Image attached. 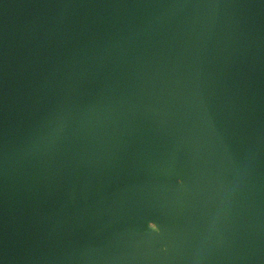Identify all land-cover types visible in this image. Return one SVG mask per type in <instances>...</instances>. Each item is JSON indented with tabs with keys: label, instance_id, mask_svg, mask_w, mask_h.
<instances>
[{
	"label": "water",
	"instance_id": "95a60500",
	"mask_svg": "<svg viewBox=\"0 0 264 264\" xmlns=\"http://www.w3.org/2000/svg\"><path fill=\"white\" fill-rule=\"evenodd\" d=\"M0 264H264V0H0Z\"/></svg>",
	"mask_w": 264,
	"mask_h": 264
}]
</instances>
